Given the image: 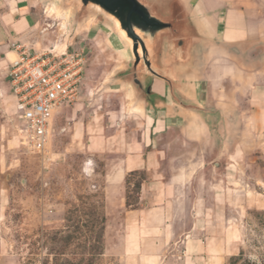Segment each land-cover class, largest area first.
<instances>
[{
  "label": "crops",
  "instance_id": "obj_1",
  "mask_svg": "<svg viewBox=\"0 0 264 264\" xmlns=\"http://www.w3.org/2000/svg\"><path fill=\"white\" fill-rule=\"evenodd\" d=\"M239 2L221 26L195 2L202 25L217 40L189 71L208 114L151 113L132 104L128 90L126 103L104 118L79 116L84 100L71 109L79 120L65 126V152L81 158L84 171L91 163L96 172L102 163L107 199L116 197L123 209L126 237L136 242L133 254L151 255L176 240L199 264H224L237 246L233 235L226 238L233 227L225 217L237 199L252 198L240 186L246 136L264 134V54L247 57L249 49L264 44V0ZM42 11L40 0H0V167L21 147L9 57L23 47L50 49L58 41L47 38L54 22L43 31ZM135 175L141 178L131 203L127 186Z\"/></svg>",
  "mask_w": 264,
  "mask_h": 264
},
{
  "label": "rangeland",
  "instance_id": "obj_2",
  "mask_svg": "<svg viewBox=\"0 0 264 264\" xmlns=\"http://www.w3.org/2000/svg\"><path fill=\"white\" fill-rule=\"evenodd\" d=\"M40 1L43 29L48 27L46 23L55 25L46 30L47 38L67 42L70 51L84 50L82 90L78 101L54 120L53 135L44 151H31L21 144L8 166L0 167V264H199L196 256L185 255L176 240L151 255L131 253L136 242L126 237L118 199H107L102 163L96 165V172L91 163L84 171L81 158L65 152L70 131L61 128L79 120L71 110L76 103L84 100L79 116L89 119L97 115L104 118L107 110L126 103L127 90L109 84L113 71L125 59L109 40V29L101 24L90 21L73 28L69 18L61 36L60 22L66 13L59 8L50 16L47 6L56 0ZM194 1L219 26L226 11L241 4L240 0H226L219 7H211L208 4L212 0ZM244 1L256 5L260 0ZM55 48L64 49L59 43ZM68 110L71 114L66 115ZM246 138L249 145L240 186L252 198L237 199L232 213L226 214L228 228L233 227L226 230V238L233 235L237 246L224 264H264V134ZM140 178L129 177L127 195L131 203L137 200Z\"/></svg>",
  "mask_w": 264,
  "mask_h": 264
},
{
  "label": "water",
  "instance_id": "obj_3",
  "mask_svg": "<svg viewBox=\"0 0 264 264\" xmlns=\"http://www.w3.org/2000/svg\"><path fill=\"white\" fill-rule=\"evenodd\" d=\"M48 3L51 0H43ZM70 13L71 27L90 21L109 29L124 61L110 77L130 93V102L151 113L208 114L189 77L194 59L216 38L202 25L194 0H56ZM232 49L241 53L237 46ZM264 44L247 52L257 59Z\"/></svg>",
  "mask_w": 264,
  "mask_h": 264
},
{
  "label": "built area",
  "instance_id": "obj_4",
  "mask_svg": "<svg viewBox=\"0 0 264 264\" xmlns=\"http://www.w3.org/2000/svg\"><path fill=\"white\" fill-rule=\"evenodd\" d=\"M9 61L20 142L31 151H44L52 138L56 117L80 98L84 50L70 51L67 46L59 51L55 45L50 49L23 47Z\"/></svg>",
  "mask_w": 264,
  "mask_h": 264
},
{
  "label": "bare ground",
  "instance_id": "obj_5",
  "mask_svg": "<svg viewBox=\"0 0 264 264\" xmlns=\"http://www.w3.org/2000/svg\"><path fill=\"white\" fill-rule=\"evenodd\" d=\"M46 11H47L48 15L52 16L53 13L55 11H58V10L56 9V5L54 3L52 5H48ZM69 18H70V13L69 12H67L65 15H62V18H61L62 21L60 23H61V28L63 29V31H62L61 36L65 33L66 29L68 28L67 25H68ZM44 30H46V28H44L43 31ZM109 40H111V42H113V44L116 46V48L119 49V44H118V42H117V40L115 39L114 36L110 35ZM57 43H59L62 47H64L63 50H65L67 48V46H68L67 42L61 43V42L57 41ZM14 57H15V55H14V53H12V57L11 58H14Z\"/></svg>",
  "mask_w": 264,
  "mask_h": 264
}]
</instances>
